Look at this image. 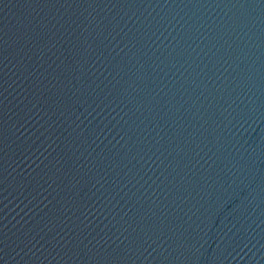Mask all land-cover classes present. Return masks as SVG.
Here are the masks:
<instances>
[{
  "label": "water",
  "instance_id": "95a60500",
  "mask_svg": "<svg viewBox=\"0 0 264 264\" xmlns=\"http://www.w3.org/2000/svg\"><path fill=\"white\" fill-rule=\"evenodd\" d=\"M0 264H264V0H0Z\"/></svg>",
  "mask_w": 264,
  "mask_h": 264
}]
</instances>
